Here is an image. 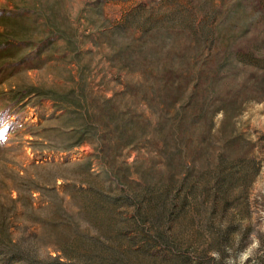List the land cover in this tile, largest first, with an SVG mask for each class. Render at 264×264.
Masks as SVG:
<instances>
[{
	"label": "rangeland",
	"instance_id": "374dc122",
	"mask_svg": "<svg viewBox=\"0 0 264 264\" xmlns=\"http://www.w3.org/2000/svg\"><path fill=\"white\" fill-rule=\"evenodd\" d=\"M27 86L74 89L91 143L45 149L61 113L12 103ZM158 213L189 263L264 264V0H0L12 242L39 261L110 264L115 247L160 264L141 249Z\"/></svg>",
	"mask_w": 264,
	"mask_h": 264
},
{
	"label": "trees",
	"instance_id": "16d2710c",
	"mask_svg": "<svg viewBox=\"0 0 264 264\" xmlns=\"http://www.w3.org/2000/svg\"><path fill=\"white\" fill-rule=\"evenodd\" d=\"M7 39L10 37L7 35ZM12 103L22 102L26 98L34 97L39 100H49L55 103V110L60 112L55 119L62 122L63 131H50L59 137L63 142H56L49 140V136L41 135V137L48 142V150L67 151L74 147H79L83 143H91L96 135L97 127L94 123L89 121L88 114H86V107L84 101L77 96L74 89L62 93L52 89L43 90L36 86H27L19 92L12 93ZM49 132V134H50ZM36 145V144H35ZM39 146H42L41 144ZM171 219L170 214L158 213L153 224V230L146 240L147 244L142 245L141 249L146 248L152 250V261L160 264H205L200 260L195 259L193 262L185 260V257L179 253L181 250V239L169 231L168 225ZM6 217L0 219V264H65L60 261L61 256H49L44 261H39L31 257L28 253H24V249L12 242L9 228L6 224ZM180 242V243H179ZM140 249V251H142ZM58 251V250H57ZM110 255L108 263L110 264H127L120 263V252L117 248H109ZM27 254V255H26ZM166 259V260H165ZM93 264V263H85ZM95 264H104L101 259Z\"/></svg>",
	"mask_w": 264,
	"mask_h": 264
}]
</instances>
